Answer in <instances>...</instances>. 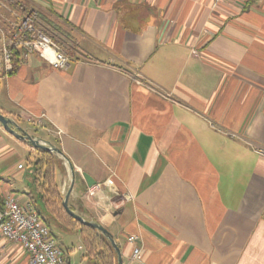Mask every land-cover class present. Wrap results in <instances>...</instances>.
I'll list each match as a JSON object with an SVG mask.
<instances>
[{
  "label": "crops",
  "instance_id": "crops-1",
  "mask_svg": "<svg viewBox=\"0 0 264 264\" xmlns=\"http://www.w3.org/2000/svg\"><path fill=\"white\" fill-rule=\"evenodd\" d=\"M23 1L71 65L17 53L3 73L0 56V112L70 159L71 208L110 231L123 264H264V0ZM15 146L36 148L3 128L0 204L31 200L33 166L8 161ZM26 261L0 234L1 264Z\"/></svg>",
  "mask_w": 264,
  "mask_h": 264
},
{
  "label": "built area",
  "instance_id": "built-area-1",
  "mask_svg": "<svg viewBox=\"0 0 264 264\" xmlns=\"http://www.w3.org/2000/svg\"><path fill=\"white\" fill-rule=\"evenodd\" d=\"M224 1L214 0V4L218 5ZM0 17L3 21H0L3 38L0 49L3 73L12 71L17 53L24 58L37 54L55 69L70 67V57L63 45L45 30L38 9L28 7L23 0H0ZM26 120L37 127L49 130L43 122V115H29ZM2 129L0 123V131ZM18 167L22 168L23 164H19ZM102 189L103 185L96 183L87 189L86 196L98 197ZM119 203L121 204L122 200ZM120 204L109 203V209H117ZM0 234L26 251L25 264H67L65 252L41 219L31 200L20 202L11 194L4 198L3 203L0 204ZM139 239L138 234L128 237L132 243ZM140 251L141 247L135 244L134 256Z\"/></svg>",
  "mask_w": 264,
  "mask_h": 264
},
{
  "label": "trees",
  "instance_id": "trees-1",
  "mask_svg": "<svg viewBox=\"0 0 264 264\" xmlns=\"http://www.w3.org/2000/svg\"><path fill=\"white\" fill-rule=\"evenodd\" d=\"M28 162L33 166L31 201L51 234L57 237L56 227L75 229L81 234L89 264H117V253L108 238L94 227L75 220L65 210L63 195L55 179L57 169L65 168L61 158L35 148L29 153Z\"/></svg>",
  "mask_w": 264,
  "mask_h": 264
},
{
  "label": "water",
  "instance_id": "water-1",
  "mask_svg": "<svg viewBox=\"0 0 264 264\" xmlns=\"http://www.w3.org/2000/svg\"><path fill=\"white\" fill-rule=\"evenodd\" d=\"M0 123L2 124L3 128L7 132L11 133L16 138H19L23 141H26L36 148L50 151V152L58 155L60 158H62L65 161V163L68 164V168H69L70 176H71V183H70V186H69L67 192L65 193L63 201H62L65 210L75 220H77V221H79L85 225H89V226L94 227L99 232H101L105 237H107L108 240L110 241L111 245L113 246V248L115 249V251L117 253V264H123V259H122L120 247L118 246L117 242L115 241V238L110 233V231L100 222H98L96 220L85 218L81 213L75 211L69 205V198H70V194L72 192V189H73V186L75 183L76 172H75V168H74L72 162L67 157V155H65L63 150L51 142L45 141L39 137H35L31 133H29L26 129H24L17 121H15L14 119H12L10 117H7L2 112H0ZM83 175H84L89 186H92L96 183V181L89 174L83 173Z\"/></svg>",
  "mask_w": 264,
  "mask_h": 264
},
{
  "label": "rangeland",
  "instance_id": "rangeland-1",
  "mask_svg": "<svg viewBox=\"0 0 264 264\" xmlns=\"http://www.w3.org/2000/svg\"><path fill=\"white\" fill-rule=\"evenodd\" d=\"M65 48V46H63ZM66 49V48H65ZM16 149V154H14L12 157H10V159H8V161H13V160H17L21 158V155H24V157H22V159H20L21 162H23L22 164H26L28 165V150L27 148L21 149V147L19 146H15ZM34 151V150H33ZM60 158V157H59ZM62 163L64 165L65 161L61 158ZM67 165V169H68V173H69V181H67V187L69 188L70 183H71V176H70V171L68 168V164L65 163ZM66 171V170H65ZM67 175V173H66ZM68 188L66 189L65 193L67 192ZM65 193L63 195H65ZM64 198V197H63ZM65 231H70L73 229H62ZM56 234H57V241L58 243L63 247V249H66V247H72L73 248V254H72V263L73 264H79L81 263L82 260V253L83 251L81 249H79V245H84L82 238H79V235L75 232H66V233H58L56 230Z\"/></svg>",
  "mask_w": 264,
  "mask_h": 264
}]
</instances>
